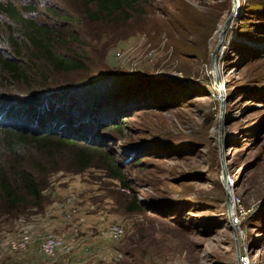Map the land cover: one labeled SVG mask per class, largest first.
<instances>
[{
	"label": "rangeland",
	"instance_id": "obj_1",
	"mask_svg": "<svg viewBox=\"0 0 264 264\" xmlns=\"http://www.w3.org/2000/svg\"><path fill=\"white\" fill-rule=\"evenodd\" d=\"M245 1L238 0L218 56L219 91L210 55L232 0H142L132 17L120 22L93 20L79 0H0L48 29L62 55L85 63L84 69L62 72L45 57L33 58L36 67H29L37 81L47 78L53 88H61L117 71L148 73L180 82L184 89L181 103L137 110L125 120L121 135L114 129L107 133L130 188L97 167L79 171L66 160L44 158L34 146L22 150V167L33 174H39L36 164L44 170L41 203H27L17 213L0 211V264H238L224 177L250 209L240 225L248 258L264 264V226L252 217L260 205L258 213L264 214V58L246 62L250 55L224 56L239 40ZM23 24L0 10V47L19 62H27L34 51ZM247 35L239 41L253 44L255 36ZM9 36L20 43L22 55L16 56ZM2 75L0 92L6 84ZM4 87L12 94L22 92L10 83ZM67 196L82 205L77 216H62V239L69 250L50 258L32 254L33 249H9L6 241L17 222L24 226L33 216H45L54 203L60 207L62 202L64 209ZM133 196L139 211L128 210ZM230 211L232 216V202ZM111 223L124 229L119 240L109 234Z\"/></svg>",
	"mask_w": 264,
	"mask_h": 264
},
{
	"label": "trees",
	"instance_id": "obj_2",
	"mask_svg": "<svg viewBox=\"0 0 264 264\" xmlns=\"http://www.w3.org/2000/svg\"><path fill=\"white\" fill-rule=\"evenodd\" d=\"M79 1L86 15L93 20L111 17L112 20L120 22L131 18L142 0ZM241 9L243 14L239 15L240 21L237 24L239 40L244 34H248L250 39L254 35L255 39L253 44L250 39V44L238 40L242 47L238 46V41H232L231 47L224 51V56L229 53L237 57L250 55L246 62H253L264 58V0H246ZM0 10L12 19L15 16L20 18L24 23L20 27L21 30L25 29L24 38L34 46V51L28 54L30 58L27 62L17 61L9 51L0 47V74H3V81L22 89L16 95L4 87L6 84L1 85V213H17L27 203L32 206L41 203L44 170L36 164L39 174H33L21 164L20 152L29 146L40 150L44 158L57 160L58 163L66 160L69 166L79 171L97 167L114 177L123 187L130 188V182L123 173L122 164L117 160L116 151L110 143L111 137L107 133L114 129L121 135L125 129V120L137 110L155 109L162 104L169 108L181 103L184 98L181 83L153 77L148 73L126 74L111 71L92 81L86 79L77 85L53 88L47 78L37 81L32 75L31 68L36 67L33 58L45 57L54 71L62 72L84 69V61L58 52L54 48V39L49 35L50 31L21 17L11 4L0 3ZM9 39L16 56L22 55L18 48L20 43L12 36ZM254 42H258V46ZM243 48H248L249 51ZM182 52L179 50L180 54ZM42 75L45 77L43 71ZM260 99L263 102L264 97ZM141 161L142 157L133 164ZM141 209L137 197L133 196L128 210ZM260 209L262 205L252 217L264 226V214L258 213Z\"/></svg>",
	"mask_w": 264,
	"mask_h": 264
},
{
	"label": "built area",
	"instance_id": "obj_3",
	"mask_svg": "<svg viewBox=\"0 0 264 264\" xmlns=\"http://www.w3.org/2000/svg\"><path fill=\"white\" fill-rule=\"evenodd\" d=\"M224 46H222L220 50V54L223 53ZM117 56L120 55V52L116 53ZM151 55V53H149ZM227 186L230 189V202H232L234 206V213L231 216L232 223L236 225V232L239 237L240 242V261L239 264H252V261L248 258L247 254V240H246V234L245 231L240 227L242 224V218L247 216L250 213V209L247 207H244V205L241 203L240 197L236 194H233L231 189L233 188V181L227 180ZM54 209L51 210L49 213H47L45 216H33V219L31 222L27 223V225L22 226L21 223L15 224L16 228L11 231L12 236L8 237L6 243L8 244V247L13 252H22L28 250L31 240H32V234L30 231V226L34 223H37L38 221L48 219L59 216V217H67V218H73L77 216L81 210L82 205L78 202H75L71 196H67L64 199V209H62V202L61 206L58 207L57 203L53 204L52 206ZM108 231L110 236L114 240H119L123 234L124 229L123 227L118 223H111L108 227ZM2 239V237H0ZM69 250L68 247H65L64 241L62 239V236L58 233L54 235L47 236L44 238L41 242V252L46 257H56L59 253H62V249Z\"/></svg>",
	"mask_w": 264,
	"mask_h": 264
},
{
	"label": "water",
	"instance_id": "obj_4",
	"mask_svg": "<svg viewBox=\"0 0 264 264\" xmlns=\"http://www.w3.org/2000/svg\"><path fill=\"white\" fill-rule=\"evenodd\" d=\"M232 3H233L232 10H231L230 14L228 15V17L223 22V24L221 25L218 40L215 43V46H214L213 50L211 51V55H210L211 68L214 72L215 83H216L219 91L222 90V87H221V84L219 82V75H218V56H219V52L223 46L226 30L228 27L231 26L232 22L234 21V18L237 14V9H238V0H232ZM220 110H222V103L220 105ZM223 184H224L223 186H224L225 193L228 197V201H227L228 216H229L230 223H232L231 211H230V198H229L230 189L227 186L226 177L223 178ZM233 234H234V243H235V256H236L237 262L239 264L240 255H241L240 254V242H239L238 234H237L234 227H233Z\"/></svg>",
	"mask_w": 264,
	"mask_h": 264
},
{
	"label": "crops",
	"instance_id": "obj_5",
	"mask_svg": "<svg viewBox=\"0 0 264 264\" xmlns=\"http://www.w3.org/2000/svg\"><path fill=\"white\" fill-rule=\"evenodd\" d=\"M30 228H31L30 231L32 234V240H31V244L28 250L31 251L33 249L32 254L34 253V250L38 254H40L41 253V242L43 238L47 236L51 231H57V233L62 236V217L54 216L48 219L38 221L35 224L33 223L30 226ZM73 258L78 259L79 257H73Z\"/></svg>",
	"mask_w": 264,
	"mask_h": 264
}]
</instances>
